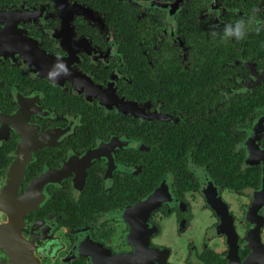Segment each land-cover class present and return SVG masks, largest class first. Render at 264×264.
Returning a JSON list of instances; mask_svg holds the SVG:
<instances>
[{
    "label": "flooded vegetation",
    "instance_id": "1",
    "mask_svg": "<svg viewBox=\"0 0 264 264\" xmlns=\"http://www.w3.org/2000/svg\"><path fill=\"white\" fill-rule=\"evenodd\" d=\"M263 165L264 0H0V264H264Z\"/></svg>",
    "mask_w": 264,
    "mask_h": 264
},
{
    "label": "water",
    "instance_id": "2",
    "mask_svg": "<svg viewBox=\"0 0 264 264\" xmlns=\"http://www.w3.org/2000/svg\"><path fill=\"white\" fill-rule=\"evenodd\" d=\"M126 103L124 104V107H126ZM130 107V106H129ZM131 109V108H130ZM132 110V109H131ZM131 110H129V111H131ZM134 111V110H133ZM132 111V112H133ZM135 113V112H134ZM251 136V137H250ZM252 142H253V140H252V133L246 138V141H245V144H244V146H245V148H246V150L249 152V148L251 147V145H252ZM262 172H261V177H262V180H263V187H262V189L260 190V192H262V191H264V165L262 166V170H261ZM151 196L149 195L148 197H146L145 198V201H144V203H145V205L146 206H148V205H150L152 202H151V200H152V198H150ZM217 209H218V207L217 206H215ZM8 227L9 226H5L3 229H1V231H3V234L5 233V231L7 232L8 231Z\"/></svg>",
    "mask_w": 264,
    "mask_h": 264
},
{
    "label": "trees",
    "instance_id": "3",
    "mask_svg": "<svg viewBox=\"0 0 264 264\" xmlns=\"http://www.w3.org/2000/svg\"><path fill=\"white\" fill-rule=\"evenodd\" d=\"M216 169H221L223 168V174L225 176V178L227 179V184H229L230 186L234 187L235 188V184L233 183V177H234V174L236 173V171L234 170V167L231 166V165H228V164H223L221 166V168L215 166Z\"/></svg>",
    "mask_w": 264,
    "mask_h": 264
},
{
    "label": "clouds",
    "instance_id": "4",
    "mask_svg": "<svg viewBox=\"0 0 264 264\" xmlns=\"http://www.w3.org/2000/svg\"><path fill=\"white\" fill-rule=\"evenodd\" d=\"M227 34H229V33L226 31V35H227ZM236 34H237V37H239V33L237 32Z\"/></svg>",
    "mask_w": 264,
    "mask_h": 264
}]
</instances>
